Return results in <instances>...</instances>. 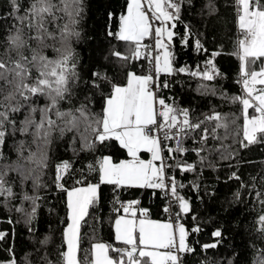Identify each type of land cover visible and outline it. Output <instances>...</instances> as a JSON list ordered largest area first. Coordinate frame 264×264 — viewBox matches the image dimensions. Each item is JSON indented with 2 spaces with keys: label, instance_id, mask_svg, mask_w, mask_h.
Returning <instances> with one entry per match:
<instances>
[{
  "label": "snow or ice",
  "instance_id": "obj_1",
  "mask_svg": "<svg viewBox=\"0 0 264 264\" xmlns=\"http://www.w3.org/2000/svg\"><path fill=\"white\" fill-rule=\"evenodd\" d=\"M93 2L6 0L0 11V210L8 213L0 222L13 226L0 230V264H189L197 256L198 264H264V161L247 180L241 174L255 163L248 150L264 152V0H126L119 13L105 8L96 37L106 47L85 68L78 46L92 39L85 25ZM228 10L236 35L227 54L239 61L234 95L218 64L232 39L220 35ZM177 41L203 62L178 66ZM180 76L240 115L216 104L196 112L164 96ZM221 168L230 170L223 183L236 182L223 197L202 183ZM177 172L193 179L186 184ZM129 192L135 198L123 199ZM144 192L164 219L142 204ZM205 197L219 204L215 215ZM238 206L249 219L233 215ZM16 224L31 246L23 256Z\"/></svg>",
  "mask_w": 264,
  "mask_h": 264
},
{
  "label": "trees",
  "instance_id": "obj_2",
  "mask_svg": "<svg viewBox=\"0 0 264 264\" xmlns=\"http://www.w3.org/2000/svg\"><path fill=\"white\" fill-rule=\"evenodd\" d=\"M126 5V0H94L90 12V18L87 20L85 28H86V36L90 35L92 36V39L86 40L84 43L80 44L78 46V50L80 51L81 56L83 57L82 63L87 68L90 62H99V49L106 47V42L103 41V38H97L96 32L98 30L99 24L101 22V16L105 10V8H109L111 10L116 11L117 13L123 11L124 6ZM6 8V0H0V11L4 10ZM226 20L221 21L220 27L222 28V31L220 33L221 37H223V34L225 32H228L232 39L224 40V46H225V54L218 58V64L219 66L227 73V79L221 81V85L229 92V94H238L239 93V85L235 83V80L237 78L238 74V67H239V61L231 55H228L227 53L231 52L233 49V41L236 35L235 31V22L233 18V13L231 10H228L226 12ZM189 19H192L191 17H188ZM192 23L194 26H199L197 20H192ZM179 31H183L182 26L178 29ZM208 46L209 48H213L216 46V40H214L211 36L208 38ZM176 53H177V64L183 65H195L198 63H202L205 57L203 55H197L191 48L185 49L183 48L179 42L177 41L176 46ZM161 79H164L162 77ZM179 79L181 81V84H175L171 90H164L162 94L164 96H175L176 99L184 106L191 107L196 112L201 111H207L211 104H216L220 106V110L222 111H229V112H235L237 116H239V112L237 111L238 105H231V104H222L221 101H219L217 98H204L201 97L198 92L196 91L198 81L191 79L189 77L180 76L175 77L173 80ZM242 122V121H238ZM189 143H191L189 141ZM65 158H68L71 153H65ZM117 158H124V153L122 151L116 152ZM189 159H194V156H190ZM247 159L254 160L255 163L253 164H247L241 169V174L244 177V179H248L249 175H255L257 172L261 170V161H264V152L260 151L258 148H253L248 150L247 152ZM230 171L227 168H221L219 172H214L211 170H207L205 172L204 178L202 183L204 185H207L209 187H214L218 191V195L220 197H223L225 194L230 195L231 191L235 189L236 182H230L229 184L223 183V180L226 176V173ZM176 175L179 179L183 180L184 183H188L190 180L193 179L191 174H185L184 176H180V174L177 172ZM217 176H220L221 179L218 181L216 179ZM137 191V190H134ZM185 192L187 195L192 196L194 202L200 207L201 213L203 214L205 211V205H200L198 201L195 199V194L185 189ZM104 193H105V200H106V208L105 213L107 215H110V208H111V191L108 187H104ZM62 195V194H59ZM123 199H132L135 198L132 192L125 193L122 196ZM141 199V202L144 206L150 207L153 209V218L154 219H164L165 217L163 215H157L156 213V204L157 201L152 199L150 194L148 192H144L143 195L139 196ZM206 200V207L207 211L212 214H216V209L219 207V204L214 201H208L207 197H205ZM56 201H53L55 203ZM58 207L61 209L60 216H63V203H60ZM248 212H251V208L247 210ZM254 214V213H253ZM8 213L0 210V218H6ZM234 216H237L240 220H247L250 217L246 215L245 210L243 209V206H238L234 212ZM107 220V216H106ZM188 223H191L190 221ZM12 225H9L6 220L3 222H0V230H5L11 232ZM54 227H62L54 225ZM231 227L235 228V224H233ZM46 224L41 223L40 224V230L41 232L45 231ZM15 247L16 251L20 256H23L27 251L30 250V243L28 238V233L26 229L24 228L23 224H16L15 225ZM103 238L105 240H108L111 242V228L110 225L106 222L105 227L103 230ZM199 239L202 242L208 241L209 237L206 233L202 234ZM236 244L239 246H243V241L241 240L240 236H237ZM7 245H4L0 247V258H3L7 255L6 252L3 251V247H6ZM211 255V253H210ZM201 257L197 256L195 258L189 259V264H198Z\"/></svg>",
  "mask_w": 264,
  "mask_h": 264
},
{
  "label": "crops",
  "instance_id": "obj_3",
  "mask_svg": "<svg viewBox=\"0 0 264 264\" xmlns=\"http://www.w3.org/2000/svg\"><path fill=\"white\" fill-rule=\"evenodd\" d=\"M145 159L148 158L147 154H142Z\"/></svg>",
  "mask_w": 264,
  "mask_h": 264
}]
</instances>
